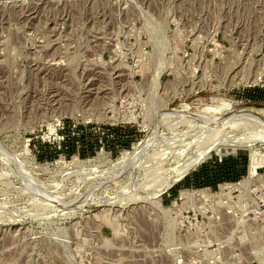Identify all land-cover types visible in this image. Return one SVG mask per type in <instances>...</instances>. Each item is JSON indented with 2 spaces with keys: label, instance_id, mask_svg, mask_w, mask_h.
I'll return each mask as SVG.
<instances>
[{
  "label": "rangeland",
  "instance_id": "obj_1",
  "mask_svg": "<svg viewBox=\"0 0 264 264\" xmlns=\"http://www.w3.org/2000/svg\"><path fill=\"white\" fill-rule=\"evenodd\" d=\"M0 264H264V0H0Z\"/></svg>",
  "mask_w": 264,
  "mask_h": 264
},
{
  "label": "bare ground",
  "instance_id": "obj_2",
  "mask_svg": "<svg viewBox=\"0 0 264 264\" xmlns=\"http://www.w3.org/2000/svg\"><path fill=\"white\" fill-rule=\"evenodd\" d=\"M215 120H218V119H215ZM236 120H238V119H236ZM220 121H221V124H223L224 123L223 121H225V120H219V122ZM216 122H218V121H216ZM234 123L237 124V122L228 123L229 127L231 128L234 125H236ZM225 128L226 127H222L220 129H217L216 127H213V128H207L204 131L203 130H201L200 132L198 131L195 133V135L192 138H190L189 142L185 143L182 146V149H184L183 150L184 152L189 151V153L193 156V162H195L194 163L195 166L200 164L207 157L219 156L220 145L227 146V147L235 146L232 144L231 141L230 142L232 145L230 144V142L226 141L227 138L222 137L221 133ZM227 143H229V144H227ZM233 143H235V142H233ZM251 175H252V173L248 176V178L251 177ZM248 178H247V180H249ZM246 181L240 182L239 184H236L235 186H241V185H243V183H246ZM174 182L175 181H172L169 185L173 184ZM220 189H222V188H220Z\"/></svg>",
  "mask_w": 264,
  "mask_h": 264
},
{
  "label": "trees",
  "instance_id": "obj_3",
  "mask_svg": "<svg viewBox=\"0 0 264 264\" xmlns=\"http://www.w3.org/2000/svg\"><path fill=\"white\" fill-rule=\"evenodd\" d=\"M241 164V159L236 158L234 165L230 167L233 170H236V167L239 168ZM210 167V169L208 168ZM230 168L225 167L224 163H214L211 166L205 165V167L199 168L193 175V177H185V182L198 185L214 186L219 181H226V177L229 176ZM231 175V174H230Z\"/></svg>",
  "mask_w": 264,
  "mask_h": 264
}]
</instances>
